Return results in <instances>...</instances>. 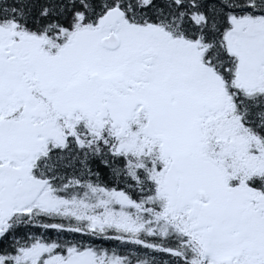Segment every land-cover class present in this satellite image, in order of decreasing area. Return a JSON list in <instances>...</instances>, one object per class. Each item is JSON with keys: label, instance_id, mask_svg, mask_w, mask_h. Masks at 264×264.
Wrapping results in <instances>:
<instances>
[{"label": "snow or ice", "instance_id": "snow-or-ice-1", "mask_svg": "<svg viewBox=\"0 0 264 264\" xmlns=\"http://www.w3.org/2000/svg\"><path fill=\"white\" fill-rule=\"evenodd\" d=\"M0 264H264V0H0Z\"/></svg>", "mask_w": 264, "mask_h": 264}]
</instances>
